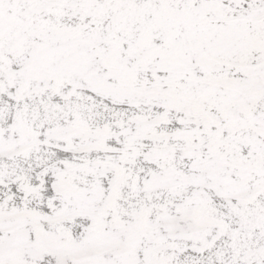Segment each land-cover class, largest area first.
<instances>
[{
	"label": "snow or ice",
	"instance_id": "6c2138e0",
	"mask_svg": "<svg viewBox=\"0 0 264 264\" xmlns=\"http://www.w3.org/2000/svg\"><path fill=\"white\" fill-rule=\"evenodd\" d=\"M0 264H264V0H0Z\"/></svg>",
	"mask_w": 264,
	"mask_h": 264
}]
</instances>
